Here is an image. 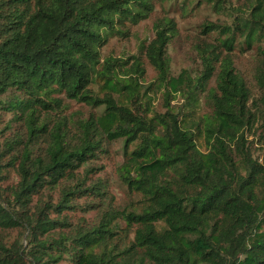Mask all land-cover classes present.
<instances>
[{
  "label": "trees",
  "instance_id": "16d2710c",
  "mask_svg": "<svg viewBox=\"0 0 264 264\" xmlns=\"http://www.w3.org/2000/svg\"><path fill=\"white\" fill-rule=\"evenodd\" d=\"M237 1L231 24H203L199 72L174 75L167 16L138 54L102 56L154 0H0V113L10 114L0 159L19 175L0 192V264H264V164L249 140L264 134V0ZM236 47L255 49L258 94L235 67ZM143 57L157 71L147 84ZM68 100L93 111L68 113ZM118 139L120 178L137 196L123 209L89 180ZM62 180L56 202L44 195ZM75 210L97 218L73 223ZM17 225L30 229L25 247L4 240Z\"/></svg>",
  "mask_w": 264,
  "mask_h": 264
},
{
  "label": "rangeland",
  "instance_id": "374dc122",
  "mask_svg": "<svg viewBox=\"0 0 264 264\" xmlns=\"http://www.w3.org/2000/svg\"><path fill=\"white\" fill-rule=\"evenodd\" d=\"M184 0H154L153 11L139 23L130 24L129 33L127 35H114L111 36L108 42L102 47V56L113 55L115 57L122 56L128 57L130 55H136L139 53L138 44L141 41H149L154 37L153 24L159 17L174 18L177 23V34L171 40L168 45L167 51L170 57L171 73L177 75L181 70H187L192 74H196L201 69L200 58L198 57L195 49L197 42L205 38L203 24L207 23H219V24H231L232 14L235 12V7L239 4L237 0H223V9H218L214 6V0H186L188 2L187 11H183L180 7L181 2ZM242 0L240 1V3ZM238 3V4H237ZM206 39V38H205ZM234 62L236 69L244 76L253 94H258L255 81V49L242 50L236 47L233 51ZM145 66V76L143 79L144 84L153 81L157 75L155 68L143 57ZM214 85V78L209 82V86ZM152 105L158 111H164L166 109L167 102L164 100V94L162 91H156L153 94ZM70 105L68 113L73 115L87 116L92 107H89L81 102L68 100ZM183 103V99L177 98L171 100V104L175 107L180 106ZM209 108L206 104H202L200 113L208 112ZM0 128L4 126V123L10 118L9 113H0ZM11 129L17 131L16 125ZM259 127L255 133L249 134V140L253 149L255 157L264 164V134ZM10 131H8L9 133ZM7 133V134H8ZM3 137V136H2ZM1 138V137H0ZM3 138L0 139V154L3 150L2 147ZM108 153L102 155L94 163L95 173L91 174L89 180L99 179L106 184L107 195L111 198V202L115 206L125 208L131 200L137 196L133 194L120 178V165L126 161L124 155V139H118L112 141L108 146ZM7 153V152H6ZM9 160V155H6L4 159H0V192H6L3 189L10 184H16L19 180V175L8 167H5V162ZM88 163L84 164L78 170V176L84 175V168ZM62 184L50 188L45 192V196L51 195L53 201H57L60 194V187L67 183L62 180ZM44 196V197H45ZM1 199V197H0ZM47 199V197H45ZM81 203L85 201L84 197L78 199ZM37 201V196L34 195L32 204ZM73 223L80 220L94 221L97 218L95 211L83 212L81 210H75L70 212ZM1 233V229H0ZM5 236L4 240L6 244L17 243L18 246L25 247L30 237V229L24 225H17L15 227L3 230ZM67 261H62L66 263Z\"/></svg>",
  "mask_w": 264,
  "mask_h": 264
}]
</instances>
